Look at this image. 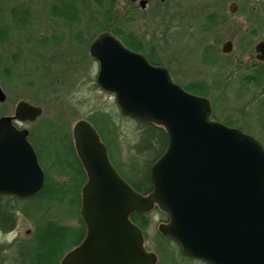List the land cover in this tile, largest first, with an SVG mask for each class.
Returning <instances> with one entry per match:
<instances>
[{"label":"water","instance_id":"obj_1","mask_svg":"<svg viewBox=\"0 0 264 264\" xmlns=\"http://www.w3.org/2000/svg\"><path fill=\"white\" fill-rule=\"evenodd\" d=\"M90 47L100 62L98 86L114 95L124 117L163 127L168 145L149 168L152 191L142 194L115 169L92 123L74 124V148L87 177L79 213L86 234L60 264H157L142 228L131 220L156 209L167 216L160 234L177 242L185 256L206 264H264L259 140L213 120L208 98L187 91L167 67L151 64L110 34ZM2 92L0 86V103ZM42 111L21 100L13 116L0 119V196L27 198L45 187L29 131L18 126L35 122Z\"/></svg>","mask_w":264,"mask_h":264},{"label":"rangeland","instance_id":"obj_2","mask_svg":"<svg viewBox=\"0 0 264 264\" xmlns=\"http://www.w3.org/2000/svg\"><path fill=\"white\" fill-rule=\"evenodd\" d=\"M251 2L253 4L256 3L254 0H251ZM54 3L53 0H16L13 3L9 0H0V30H4L10 25L18 27L13 20L14 11L10 9L13 5L16 7L21 6L20 9L24 8L25 10L28 7L35 13H41L44 11L48 12L49 7ZM168 4L169 14L164 19V24L158 26L157 30L160 33L162 32L161 36L165 37L167 32V36H170V41H168L167 45L162 44L164 50L160 51L157 59H160L163 65L170 69L173 79L185 89L193 86L197 88V91L205 93V96L202 97H206L216 103L218 97L216 90L217 79L222 78L224 84H229V76L234 73L229 64L233 63V59L237 56L235 53L246 42L257 43L260 39H264V29L257 32L255 36L253 34L250 35L246 31L248 30V24L243 17L238 15L224 18V21L219 26L215 18H213L215 13L214 0H173L168 2ZM11 14L14 24L8 20ZM33 16L35 19L38 17V15ZM29 18L30 16H27L24 20H21L22 17L19 16L18 22L24 23L25 21V26L18 28V30L24 29L28 36L26 33L11 32V40L9 41L16 42V49L18 48L23 58H26L25 61L28 59L36 61L35 54L38 48L32 45V51L29 54L28 51L25 52L22 49L19 42L20 40L24 41V38H27L26 41L31 38L30 34H32L33 24ZM152 29L155 31L154 25H151ZM251 29L253 30L254 28ZM229 40L235 43L237 51L226 56L222 54V47ZM16 49L7 46V44L0 46V86L2 93L6 96L5 101L0 103V119L13 116L17 102L21 100L43 108L42 116L35 122L18 125L20 128L27 129L30 133L35 130L36 136L30 142L42 151L39 164L43 170L45 171L52 163L63 164L67 157L70 162L73 161H71L70 142L62 137L64 135L62 131L72 134L73 126L78 120H87L96 111H103V113L111 116L113 125L116 126L115 129L118 132L115 140L121 151L119 164L128 163L132 156V146L136 143L138 137V132L135 128L136 122L131 118L122 116L119 108H117L114 96L102 91L97 85L95 77L98 73V66L90 67L87 78L77 81L39 80L35 71L38 70L37 66L28 62L25 64L22 61L23 58L19 61L17 60V62L14 61L12 53H15ZM237 68L240 69L242 67L237 66ZM4 73L6 75L10 73L11 77L6 78ZM220 99L223 101L221 104L222 108L216 110L217 112L213 113V117L218 116L220 112L229 117L233 115V107L238 105V102L234 99L232 93L226 88L220 93ZM238 107L239 110L244 108V106L241 107L239 105ZM225 119L227 121L230 120L228 117H225ZM51 124L60 129V136L56 137L52 142L49 140L51 136L48 137L50 131H53ZM253 132H258V128L253 130ZM51 172L53 181L65 182L66 178L64 176ZM59 210L52 209L44 215L51 216L53 220H60L65 225L79 226V222L76 219L68 217L67 214L61 215L63 214L62 210ZM18 217V224L14 231L8 233L0 231V246L13 244L16 239L25 241L33 237L35 224L23 214ZM166 220L167 218L161 214L160 210H154L150 214V223L144 234L146 248L150 252L158 254L159 262L163 263L166 260L165 264H203L200 261L188 262L186 259L182 261L177 256L170 258L164 253V258L161 257L158 252L160 250L159 241L161 235L159 226ZM1 249L0 264H9L8 253L4 250L5 248ZM166 250L170 251L168 248Z\"/></svg>","mask_w":264,"mask_h":264},{"label":"flooded vegetation","instance_id":"obj_3","mask_svg":"<svg viewBox=\"0 0 264 264\" xmlns=\"http://www.w3.org/2000/svg\"><path fill=\"white\" fill-rule=\"evenodd\" d=\"M9 1L13 3L16 0ZM170 1L173 0H53L55 2L53 7H69V9L52 11L54 9H51V6L48 12L43 10L44 12L35 13L28 7L24 10L26 17L30 16L29 19L32 20V34L27 41V38H24V41L19 42L22 49L29 54L32 45L38 48L35 54L36 61L30 59L25 61L26 58H23L18 48L16 49V42L9 41L11 32L24 34L26 33L24 29L18 30L15 25L4 28V44L16 49L12 56L18 61L23 58L25 64L33 63L38 67L35 71L39 80L77 81L87 78L90 67L98 66L99 71L100 62L93 57L90 46L104 34H110L126 48L144 55L151 64L165 66L157 57L160 51L164 50L162 44L167 45L170 41V36H167V32L166 37L161 36L162 32L157 29L164 24V19L169 14L167 6ZM254 1L255 4L251 0H214L213 18L220 26L224 18L241 16L248 24L246 31L255 36L264 29V0ZM20 7L13 5L10 9L15 11V9L20 10ZM33 15L38 17L35 19ZM9 18L8 20L14 24L11 19L12 14ZM151 25H154L155 31L151 30ZM229 42L230 50L226 53L224 46ZM236 51L233 41L229 40L223 44V55L227 56ZM235 54L237 56L233 59V63L229 64L234 71L229 76V84H224L222 78L217 79L216 103L209 99L212 119L242 130L259 140L264 147V39H260L257 43L246 42ZM237 66L242 68L238 69ZM168 70L170 71L169 68ZM170 73L172 75L171 71ZM226 88L232 93L238 105L244 108L239 110L236 105L230 117L223 115V112L213 117V113L222 108L220 93ZM225 117L230 120L227 121ZM257 128L258 132H253ZM163 237L170 239L169 247L174 249L172 253L183 261L184 253L178 243L168 236ZM156 255L159 263V256Z\"/></svg>","mask_w":264,"mask_h":264},{"label":"trees","instance_id":"obj_4","mask_svg":"<svg viewBox=\"0 0 264 264\" xmlns=\"http://www.w3.org/2000/svg\"><path fill=\"white\" fill-rule=\"evenodd\" d=\"M64 8L69 9V7H52L55 10ZM24 10L23 8L20 10L15 9L14 11L13 20L18 26L17 28L25 26V21L24 23H18L19 16L22 17L21 20H24L26 17ZM4 43L5 31L0 30V46H3ZM17 60L14 56V61L17 62ZM5 73L6 78L11 77L10 73H7V75ZM186 90L199 96H205L204 92L197 91V88L193 86L186 87ZM87 120L95 126L102 140L108 146L107 150H109V155L117 168L116 170L119 171L122 177L138 190V192L142 194L150 193L153 185L149 179V168L167 148L168 137L165 129L154 123H144L143 121L133 119L136 122L135 128L138 132V137L136 143L132 146L130 161L122 165L119 164L121 151L115 140L118 132L115 129L116 126L113 125L111 116L103 113V111H96ZM51 126L53 131H50L48 137L51 136L49 140L52 142V140L60 136V129L53 124ZM62 133L64 134L62 137L68 139V142H70L71 161H73L70 162L67 157L63 164L57 165V163H52L44 173L46 174L44 189L35 196L27 198H18L12 195L0 196L1 232L8 233L14 231L18 224V216L20 214L29 217L35 224L33 237L30 240L21 241L16 239L13 244L0 246V251H2L1 248H5L4 250L8 253L7 259L9 264H60L64 255L80 244L86 234V227L79 213L81 207L80 192L87 177L75 152L72 134L67 131H62ZM35 134V130L29 134L30 141L35 138ZM34 148L39 160H41L42 151L36 148L35 145ZM51 171L64 176L66 178L65 182L53 181L51 179ZM52 209L62 210L63 214L61 215L64 216V214H67L68 217L76 219L79 222V226L73 227L71 225H65L60 220H53L51 216L44 215ZM156 210L159 211V209ZM161 214L167 218L164 213L161 212ZM131 220L139 225L145 234L150 223V214H133ZM169 240L160 235V250L158 252L163 258L164 254L168 257L170 256V258L174 257L172 253L174 249L169 247V242H171ZM167 248L170 251H167ZM184 258L188 262L200 261L185 255ZM165 261L163 263L159 262L158 264H165ZM200 262L206 264L203 261Z\"/></svg>","mask_w":264,"mask_h":264}]
</instances>
